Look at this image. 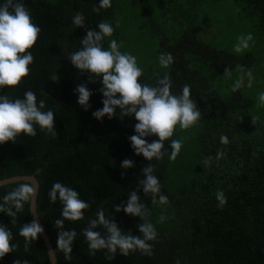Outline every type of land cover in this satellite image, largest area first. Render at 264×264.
<instances>
[{
    "label": "trees",
    "instance_id": "obj_1",
    "mask_svg": "<svg viewBox=\"0 0 264 264\" xmlns=\"http://www.w3.org/2000/svg\"><path fill=\"white\" fill-rule=\"evenodd\" d=\"M4 2L0 0V4ZM23 3L41 29L29 49L34 61L29 75L15 88L0 89V96L22 99L26 91L34 92L37 103L45 101L42 111H53L57 138L36 126L34 137L21 134L15 143L0 144V181L17 176L37 179V213L54 249L59 231L54 221L63 217L59 199L53 204L48 197L53 183L73 188L90 205L83 220L64 221V230L74 229L77 236L71 261L55 250L58 264H175L176 260L180 264H264V106L258 104V95L264 92V0H111L112 6L99 13L93 11L99 0ZM77 12L85 17L83 28L72 24ZM102 21L114 28L103 47L108 49L109 42L116 40L122 53L134 55L143 69L142 84L155 86L168 73L172 94L179 95L185 84L190 85L191 98L201 112L191 129L181 131L177 126L171 139L187 138L175 161L169 159L170 141L164 143L163 159L151 161L168 204L153 205L151 197L139 189L142 169L149 161L135 155L128 139L135 135V118H121L117 109L112 119H95L92 113L103 107L102 84L100 80L89 82L88 75L69 60L82 47L86 31H98ZM249 32L253 35L250 47L234 52L237 37ZM161 53L174 57L170 68L159 66ZM225 69L229 75L224 74ZM54 74L58 81L51 80ZM237 81L241 86L234 92ZM85 83L93 93L87 111L74 94ZM253 117L258 118L255 125ZM222 135L228 137V145L221 144ZM146 139L151 143L158 137ZM218 149L225 156L216 160ZM206 157L213 158L210 166L203 163ZM124 159L134 161V167L122 169ZM23 182L0 187V202ZM133 190L150 210L148 220L158 232V239L150 242L153 255L137 251L125 257L118 252L112 261L105 259L104 251L89 256L83 229L96 218L98 208L124 233L142 236L138 217L114 211ZM217 190L227 197L222 210L217 207ZM161 214L167 219L158 223ZM33 219L31 202L17 214L15 224L0 213V224L7 226L11 243L18 245L0 264H13L16 259L51 264L41 236L28 252L24 250L19 230ZM96 230L106 235V230Z\"/></svg>",
    "mask_w": 264,
    "mask_h": 264
},
{
    "label": "clouds",
    "instance_id": "obj_2",
    "mask_svg": "<svg viewBox=\"0 0 264 264\" xmlns=\"http://www.w3.org/2000/svg\"><path fill=\"white\" fill-rule=\"evenodd\" d=\"M111 0H99V6H94L93 11L99 13L101 9L110 8ZM85 17L83 13L77 12L72 18L75 28H83ZM98 31L87 30L81 40L82 47L71 53L69 60L80 72L88 75V81L95 83L100 80L102 87L99 92L102 94V109H97L92 116L102 121L105 116L112 119L120 110V117H134L137 123L134 125L135 135L128 137L131 148L135 155H142L149 164L142 169L144 179L139 180V189L143 190L145 196L151 197L153 205L168 204V197L161 192L159 179L154 175L155 165L153 159L160 161L165 152L164 143L170 141L169 159L175 161L183 145L181 139H171L177 126L181 131L194 127L201 118V112L196 102L191 98V86L185 84L181 94L174 95L171 92L172 82L168 73L157 79L155 86L142 84L140 78L143 69L138 66L137 58L131 53L121 52V45L116 40L109 42L108 49L103 47L106 37L114 33L112 24L100 22ZM119 27V21L116 22ZM41 29L33 23L29 9L23 0H5L0 4V89L15 88L30 73V65L34 57L29 51L38 40ZM253 41L252 33L237 37V43L233 51L240 53L250 47ZM159 66L164 69L170 68L174 63L171 53H161L158 58ZM225 75L229 70L225 69ZM158 75V74H157ZM249 79L252 73H248ZM52 81H58L59 77L54 74ZM241 83L237 81L233 91H237ZM78 94V104L87 111L92 92L87 84H79L74 89ZM258 104L264 106V92L258 95ZM46 107L42 99L37 103V97L31 90L24 93L23 98L10 99L8 95L0 96V144L9 141L15 143L18 136L25 134L35 136L36 126L41 132H45L53 138H57L54 130V113L51 110L42 111ZM257 117L252 118V124L257 123ZM158 137L151 143L147 137ZM220 142L223 145L230 143L227 136L222 135ZM225 156L223 149H218L215 159L219 160ZM212 157H206L204 165L210 166ZM124 170L134 167V161L124 159L120 165ZM123 178L124 173H121ZM37 195V187L31 181L20 183L18 187L9 191L0 202V213L11 217V223L15 224L18 213L23 212L26 203L33 202ZM48 197L51 203L55 204L59 199L63 219H56L54 227L59 229L56 240V248L49 249V252L59 250L63 252L64 259L71 261L73 242L76 240L77 232L64 230V221H80L84 219V210L90 205L80 198V194L73 188L65 186L62 182L53 183ZM217 207L223 209L227 204V197L223 190H217ZM115 212L123 211L131 217H138L142 223L137 227L142 236H134L131 232L127 234L117 225L114 219L106 218L104 209L98 208L96 218L88 222L83 229L85 243L88 246V254L95 257L98 251L105 252V259L112 261L116 254L128 257L131 253L139 251L142 255L152 256L153 245L150 242L158 239V232L152 222L148 220L150 210L147 205L141 202L137 190L128 193L126 201L114 206ZM167 217L161 214L158 223H163ZM106 230V235L96 229ZM44 233V228L33 219L25 223L19 230V235L24 238V250L28 252L33 241H37ZM12 233L0 224V259L12 253L18 245L11 243ZM13 264H29L27 260L16 259ZM175 264H180L179 260Z\"/></svg>",
    "mask_w": 264,
    "mask_h": 264
},
{
    "label": "water",
    "instance_id": "obj_3",
    "mask_svg": "<svg viewBox=\"0 0 264 264\" xmlns=\"http://www.w3.org/2000/svg\"><path fill=\"white\" fill-rule=\"evenodd\" d=\"M21 181H31L32 183H34L36 185V187H37V195H38L39 182L37 181V179L35 177H31V176H28V177L27 176H20V177L17 176V177L5 179L3 181H0V187H2L4 185L11 184V183L21 182ZM37 195L35 197V200L33 202H31V212H32L33 218L37 219V221L43 227V225H42V223L40 221V218L38 216V213H37ZM41 237H42V239H43V241L45 243V246L47 248L51 264H58L55 251L51 252V253L49 252V249H54V247H53V245H52V243L50 241V238L48 237L45 229H44V233L41 235Z\"/></svg>",
    "mask_w": 264,
    "mask_h": 264
}]
</instances>
